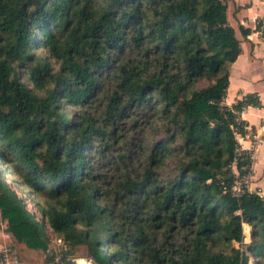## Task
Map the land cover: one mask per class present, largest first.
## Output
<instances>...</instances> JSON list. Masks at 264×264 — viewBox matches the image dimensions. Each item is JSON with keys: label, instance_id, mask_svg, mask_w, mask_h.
I'll return each mask as SVG.
<instances>
[{"label": "trees", "instance_id": "trees-1", "mask_svg": "<svg viewBox=\"0 0 264 264\" xmlns=\"http://www.w3.org/2000/svg\"><path fill=\"white\" fill-rule=\"evenodd\" d=\"M240 52L227 0H0L7 233L47 250L50 230L54 264H264V195L231 191L261 104L225 102Z\"/></svg>", "mask_w": 264, "mask_h": 264}, {"label": "crops", "instance_id": "crops-1", "mask_svg": "<svg viewBox=\"0 0 264 264\" xmlns=\"http://www.w3.org/2000/svg\"><path fill=\"white\" fill-rule=\"evenodd\" d=\"M229 4L235 7L233 22L227 18L240 40L241 52L229 68V85L225 102L232 104L243 94L250 92L257 93L259 97L261 103L259 107L248 106L241 112V118L248 124V133L244 137H238V140L243 148L253 150L252 173L247 189L264 195V145L260 144L264 141V36L260 31L255 30L256 21L264 18V0H229L227 8ZM239 26L251 30L246 37L240 33ZM253 138L256 139L254 146ZM0 224V245H2L6 244L10 236L5 230V221L0 220ZM249 240L250 237L246 242ZM234 245L238 247L239 243L234 242Z\"/></svg>", "mask_w": 264, "mask_h": 264}, {"label": "rangeland", "instance_id": "rangeland-1", "mask_svg": "<svg viewBox=\"0 0 264 264\" xmlns=\"http://www.w3.org/2000/svg\"><path fill=\"white\" fill-rule=\"evenodd\" d=\"M228 6L229 8H227V17L229 18L231 22H233L232 17H233V10L235 7L232 4H229ZM131 135L132 133H129L128 136H131ZM260 144H262L261 146H263L264 141L261 142ZM115 147L120 148V145L116 144ZM8 180H13V179H11V177H8ZM249 183H250V177L245 183L246 186H248ZM24 194L26 195L27 191H24ZM29 206L35 212V209L33 208V203H30ZM4 227L6 228L5 224H4ZM9 236H10V239H7L6 244H10L12 246L13 250L19 255V257L22 259L24 264H54L55 262L59 260L62 254L63 247H64L61 239L59 241L58 240L59 238L56 237V235L52 233L50 230H47V236H48V249L47 250L28 248L23 243H18L10 234ZM83 254H84V251L78 252V256L75 259V263L76 264H91L90 260L85 258Z\"/></svg>", "mask_w": 264, "mask_h": 264}, {"label": "built area", "instance_id": "built-area-1", "mask_svg": "<svg viewBox=\"0 0 264 264\" xmlns=\"http://www.w3.org/2000/svg\"><path fill=\"white\" fill-rule=\"evenodd\" d=\"M256 143V139H252V145ZM251 177V175L249 176ZM245 178L244 180H236L234 184L231 187L232 193L236 197H240L243 193V185L246 186V182L248 178ZM247 187V186H246ZM223 191H226L224 188ZM250 237V227L248 224L243 223V241L242 243H239V248L243 250V244L246 242L247 238ZM60 241V239H58ZM0 264H24L22 259L19 257V255L13 250L12 246L10 244H2L0 245ZM248 264H254L252 261V258H249Z\"/></svg>", "mask_w": 264, "mask_h": 264}]
</instances>
